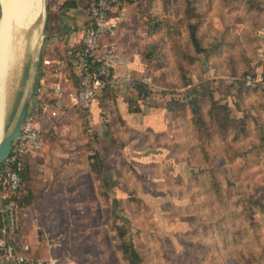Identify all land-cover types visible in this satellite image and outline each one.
I'll return each mask as SVG.
<instances>
[{"label":"rangeland","instance_id":"374dc122","mask_svg":"<svg viewBox=\"0 0 264 264\" xmlns=\"http://www.w3.org/2000/svg\"><path fill=\"white\" fill-rule=\"evenodd\" d=\"M43 2L45 7L47 0ZM123 2L126 21L120 37L136 61L133 74L152 80L151 94L138 99L144 112L166 109L171 98L186 99L190 91L209 88L213 99L230 106V117L235 121L244 118L246 123L240 122L236 128V122L227 127L228 123L216 130L213 115L207 112L209 103L203 99L202 118L208 126L196 132L189 111L166 109L164 117L175 123L171 146L186 163L180 168L183 172L166 174V169L137 164L133 158L138 150L141 156L148 155L150 151L141 150L159 140L151 129L130 128L118 111L116 97L133 99L137 90L128 91L124 86L111 94L102 91L94 102L99 113L94 114L96 120L98 115L104 120L95 123L90 132L77 110L41 122L47 128L41 153L56 158L39 165L24 185V191L30 189L35 199L24 218L23 233L37 255L51 257L55 264H127L119 250L117 225L128 227L142 264H254L249 251L258 250L256 239L264 242V200L258 210L247 197L264 193V95L240 80L260 64L248 62L246 55L235 58L233 52H253L256 42L244 31L248 48L224 46L220 54L208 51L189 64L192 49L187 42L183 0ZM219 2L200 0V5L198 0L196 5L211 18L210 26L201 29V39L206 42L221 34L226 25L228 16H223L224 22L219 18ZM38 19L22 32L21 56L2 80V137L11 130L23 98L35 84L32 61L40 38ZM261 20L250 19V26ZM238 30H229L227 39H235ZM41 59L40 53L39 64ZM247 89L253 93L248 95ZM96 152L109 168L102 173L109 185L90 170L89 156ZM59 154H76L78 166L70 169L63 159H77L60 160ZM209 161L215 175L209 169L206 173L199 170ZM114 199L118 203L112 210Z\"/></svg>","mask_w":264,"mask_h":264},{"label":"built area","instance_id":"2783aa9c","mask_svg":"<svg viewBox=\"0 0 264 264\" xmlns=\"http://www.w3.org/2000/svg\"><path fill=\"white\" fill-rule=\"evenodd\" d=\"M78 11L87 18L79 41L68 45L58 57L41 59L20 132L0 162V264H55L51 257L34 254L30 242L21 237L22 221L28 211L22 199L26 191L21 174L43 149L46 127L41 122L60 119L77 110L90 132L95 123L104 120L100 115L96 120L92 110L104 89L126 86L135 91L139 84L152 85L150 76L133 74L131 60L117 39L126 21L123 0H84ZM68 65L74 81L67 76ZM120 68H124L123 74ZM240 80L247 88L264 91V74L258 67L245 72Z\"/></svg>","mask_w":264,"mask_h":264},{"label":"trees","instance_id":"16d2710c","mask_svg":"<svg viewBox=\"0 0 264 264\" xmlns=\"http://www.w3.org/2000/svg\"><path fill=\"white\" fill-rule=\"evenodd\" d=\"M83 1L84 0H82L80 3H82ZM132 1L133 0H126V2L128 3ZM183 2L185 3L184 16L187 21V24H186L187 34H188L187 42L192 49V53L190 52L188 54L189 64L193 63L196 60L197 58L196 56L208 53V51H210L211 53L215 55H218L221 53V47H224V46H230L232 48L236 47V44L238 45L240 41L237 40L236 36L234 37L235 39L228 40L227 36L229 35L228 34L229 30L232 29L235 22L242 20V15L244 13H248L252 11H261L263 9L262 0H220L219 18L220 20L223 21V16L227 15L228 18L226 19L224 18V21H226V25L224 24L221 34L212 35L211 38L213 40L206 42V39L204 40L201 39L203 38L201 35V29H202V26L205 28L210 26L211 18L210 17L208 18L207 16L203 15L200 8L199 10L198 8H196V5H199L200 0H199V3H198V0H183ZM65 3L66 4L71 3L72 6L75 5L72 2H65ZM236 53L238 52H233V54H236ZM239 53H243L245 55V51L243 50H240ZM113 90H116V89H104L103 91H107L111 94ZM136 90L138 92L137 94L138 96L133 99L132 98L127 99V103L129 105L128 110L132 113H138L142 111L137 100L147 97L152 92L151 88L145 84H139ZM247 90H248L247 92L248 95L253 93L251 92L252 90H254L255 92H260L261 95H264V91L261 89H252V90L247 89ZM240 98L243 99L242 96H240ZM203 99H205L209 103V108L207 112L210 111L212 113L214 122H215L214 125L215 127H217L216 130H218L219 128L221 129V127L225 128V126H227L228 123H231V124L228 125L227 127L231 126L233 122H236L234 123L235 128L236 126L239 125L240 122L246 123L244 118L243 119L241 118L235 121L234 118L230 117L229 116L230 106H228L227 104H220L217 100L213 99L211 90L209 88L202 89L201 91H190L189 96L186 99L171 98L167 103L166 109L172 113H175L176 111L187 113L189 111L192 114L193 131L199 132L202 126L204 125L208 126V123L206 122V120L202 118V116L204 115L203 109L201 106ZM197 105L199 107H197ZM261 106L264 108L263 104H261ZM212 123L213 122L211 121V124ZM46 130L43 132L44 141H45V136H46ZM203 143L204 142H202V144ZM102 157L103 155L101 156V154H99L98 152L89 156L90 170L96 176L98 177L101 176L103 182L109 185V179L105 178V176L102 177V173H107L109 170V168L105 165V162L103 161ZM90 160L92 161L90 162ZM94 160H96V164H94ZM210 163L211 162L209 161L206 167H201L199 169L200 172L206 173L207 172L206 169H209L210 171H208V173L215 175L217 171L215 169L214 170L212 169V165ZM31 173H32V169L30 168V163H28L25 170L21 174L22 185H25ZM22 199L28 209L31 207V202L35 199V196L33 192L29 189L28 192L22 196ZM263 200H264V193H261L260 195L251 194L247 197V201H249L252 204V208L257 207L258 210L263 207L262 206ZM117 203L118 201L114 199V208H112V210H115V204ZM23 222L24 220L22 221L21 237L26 239V235L23 233L24 231ZM124 222H127V220L126 221L124 220ZM115 228L117 231L116 236L119 240V243H118L119 250L122 254V257L127 262V264H142V257L140 253L135 248L133 241L128 237V227L117 225ZM233 241L235 242L237 241L236 237L233 239ZM255 246L258 249L256 252H253L251 250L249 251V255H251V258L253 260L252 263L264 264V242L260 243V241L256 239ZM32 251L34 254H36L33 249ZM248 262L250 263V261Z\"/></svg>","mask_w":264,"mask_h":264},{"label":"crops","instance_id":"0c3cea01","mask_svg":"<svg viewBox=\"0 0 264 264\" xmlns=\"http://www.w3.org/2000/svg\"><path fill=\"white\" fill-rule=\"evenodd\" d=\"M82 0H47L46 2V11H47V23H46V29L44 32L43 37V43L41 46V55L42 58H55L59 55H62L65 51L66 47L70 44H77L79 41V38L81 36L82 30L87 24V18L86 16L78 11V6ZM65 2H72L75 5L72 6L71 3H65ZM262 6L263 9L261 11H252L248 13H244L242 15V20L235 22L232 29L236 27L238 30V33L236 34L237 40L240 41L241 47L248 48L242 37V33L247 32L250 33L251 38L255 40L256 49L252 51L246 50L245 55L248 62H254L260 65H257L255 67H258L259 70H264V0H262ZM65 3V4H64ZM260 18L262 17V20L254 25L250 26L249 20L252 18ZM231 29V30H232ZM121 31L119 30L117 39L120 41V45L122 50L126 52L125 50V44L122 42L123 37L121 36ZM119 37V38H118ZM128 54V53H127ZM238 55H244L243 53H236L233 54V56L236 58ZM129 56V54H128ZM130 58V56H129ZM131 60L130 67L134 71H136V61ZM40 67V64H39ZM124 68L119 69V73L123 74ZM67 76L74 81L71 68L68 67L66 69ZM38 77V75H37ZM124 86L119 87L122 89ZM118 89V88H117ZM129 91V89H128ZM32 100V98H31ZM117 105H118V111L122 117L123 120H126L128 126L131 128H135L137 130L139 129H151L152 133L156 135L157 138H159L158 141H156L153 145L149 146L146 149H142L141 151H150V153L146 156H141V154L137 151L135 153V161L138 163H149L151 165H154L156 167H159L164 171V169L168 171H164V173H172V174H178L180 168H184L186 165L185 161L181 159V157L177 158L174 146L172 147L171 144L174 142L172 133L175 129V123L169 119L165 118V107L158 108L152 110L150 113L144 112V107L142 106V101L137 100L138 104L141 107V112L138 113H132L128 110V103L127 101H124L121 98V95L116 97ZM93 113L97 114L98 106L93 103L92 107ZM94 116L96 117V115ZM142 114V115H141ZM134 120V121H133ZM156 138V139H157ZM46 141V136H45ZM44 141V144H45ZM51 153H41V151L31 160L30 162V168L32 169V172L34 170H37V167H41L39 165H43L45 162L49 160L50 157L52 159H55V156H52ZM60 156H57L58 159H62L59 157H71V159H77L74 161H67L65 159V162L67 164H70V169H75V166H78V160L79 156H76V154H68V156H63L64 154H59ZM149 159V160H146ZM64 162V163H65ZM69 162V163H68ZM188 167V166H187ZM170 170V171H169ZM161 171V172H163ZM32 174V173H31ZM50 175V173H48ZM24 187V185H23ZM27 193V192H26ZM37 255V254H36ZM42 256V255H40ZM44 257V256H42ZM49 258V257H44Z\"/></svg>","mask_w":264,"mask_h":264},{"label":"bare ground","instance_id":"6f19581e","mask_svg":"<svg viewBox=\"0 0 264 264\" xmlns=\"http://www.w3.org/2000/svg\"><path fill=\"white\" fill-rule=\"evenodd\" d=\"M1 4L2 19L0 22V141L3 138V77L8 68L10 66H13L21 56L22 47L20 45V36L22 32L26 29H29L33 24H35L38 17H40L44 12L43 0H1ZM29 92L26 93L25 97ZM18 113L12 127L15 124Z\"/></svg>","mask_w":264,"mask_h":264},{"label":"water","instance_id":"95a60500","mask_svg":"<svg viewBox=\"0 0 264 264\" xmlns=\"http://www.w3.org/2000/svg\"><path fill=\"white\" fill-rule=\"evenodd\" d=\"M1 19H2V4H1V0H0V22H1ZM46 23H47V11H46V4H45L44 12L41 15V18L38 22V31L40 34V38H39V43H38V46L36 48L34 58L32 61V66H33L32 67V82L33 83H35V80H36L37 75H38L39 55L41 53V46L43 43V37H44L45 29H46ZM33 87H34V84L31 85L30 92L22 100L21 108L19 110V113H18V116H17V119L15 121L14 126L9 131V133L7 135H5L2 138V140L0 141V162L4 157H6L9 154V151L11 148V143L13 140L16 139V137L18 136V134L20 132L22 122H23V120L27 114L28 108L31 104Z\"/></svg>","mask_w":264,"mask_h":264}]
</instances>
